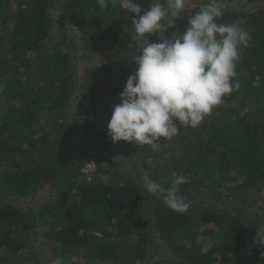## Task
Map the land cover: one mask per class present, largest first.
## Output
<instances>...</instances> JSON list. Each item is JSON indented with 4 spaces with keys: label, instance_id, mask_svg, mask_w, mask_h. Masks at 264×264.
<instances>
[{
    "label": "trees",
    "instance_id": "obj_1",
    "mask_svg": "<svg viewBox=\"0 0 264 264\" xmlns=\"http://www.w3.org/2000/svg\"><path fill=\"white\" fill-rule=\"evenodd\" d=\"M202 2L188 0L177 33ZM223 3L219 22L251 35L240 88L198 127L139 146L107 135L137 68L133 14L97 0H0V264H264L253 243L264 225V0ZM174 172L188 177L185 214L139 180L168 188ZM41 190L54 195L37 201Z\"/></svg>",
    "mask_w": 264,
    "mask_h": 264
},
{
    "label": "clouds",
    "instance_id": "obj_2",
    "mask_svg": "<svg viewBox=\"0 0 264 264\" xmlns=\"http://www.w3.org/2000/svg\"><path fill=\"white\" fill-rule=\"evenodd\" d=\"M187 2L151 0L145 9L137 0H97L102 10L111 4L133 14L126 32L139 47L132 57L136 71L128 76L107 124L113 143L152 146L160 138L172 140L179 135L177 124L198 127L240 88L235 68L241 49L251 42L249 30L238 22H219L225 15L223 0H207L190 11L184 30L177 33V20L189 11ZM152 35L158 42H150ZM172 177L168 188L148 173L139 180L146 193L162 196L166 207L185 214L189 204L179 188L188 177L175 172ZM100 179L107 183L109 177ZM253 243L264 245V225L257 227Z\"/></svg>",
    "mask_w": 264,
    "mask_h": 264
},
{
    "label": "rangeland",
    "instance_id": "obj_3",
    "mask_svg": "<svg viewBox=\"0 0 264 264\" xmlns=\"http://www.w3.org/2000/svg\"><path fill=\"white\" fill-rule=\"evenodd\" d=\"M77 60V59H76ZM80 60H77L76 62L79 63ZM54 195V192H51V194L49 192H47V190H41L39 193H38V197H37V201H43L44 199L46 198H50L51 196ZM35 199H29L28 201H26L25 203L22 204V207L23 208H27L28 210L30 209V204L33 202H36ZM158 243V242H157ZM159 244V243H158ZM160 247V245H159Z\"/></svg>",
    "mask_w": 264,
    "mask_h": 264
},
{
    "label": "built area",
    "instance_id": "obj_4",
    "mask_svg": "<svg viewBox=\"0 0 264 264\" xmlns=\"http://www.w3.org/2000/svg\"><path fill=\"white\" fill-rule=\"evenodd\" d=\"M95 169V164L92 162H88L87 164L84 165V167L82 168V172L85 174V176L87 177V180L90 181L92 178V173L93 170Z\"/></svg>",
    "mask_w": 264,
    "mask_h": 264
}]
</instances>
